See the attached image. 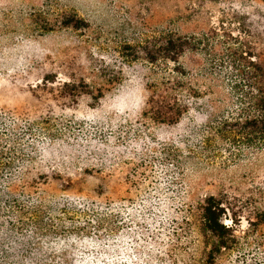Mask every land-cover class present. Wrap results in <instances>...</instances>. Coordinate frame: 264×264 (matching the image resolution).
Masks as SVG:
<instances>
[{
  "label": "rangeland",
  "instance_id": "rangeland-1",
  "mask_svg": "<svg viewBox=\"0 0 264 264\" xmlns=\"http://www.w3.org/2000/svg\"><path fill=\"white\" fill-rule=\"evenodd\" d=\"M226 6L255 9L246 0H0V192L15 185L13 200L42 208L39 223L0 220V235L33 231L47 246L43 264H202L197 202L223 191L239 218L229 211L226 224L248 229L264 152L189 157L192 119L144 116L150 74L166 66L146 56L160 32L189 35ZM240 249L225 264H264V252Z\"/></svg>",
  "mask_w": 264,
  "mask_h": 264
},
{
  "label": "trees",
  "instance_id": "trees-1",
  "mask_svg": "<svg viewBox=\"0 0 264 264\" xmlns=\"http://www.w3.org/2000/svg\"><path fill=\"white\" fill-rule=\"evenodd\" d=\"M246 1L255 6L253 11L226 6L219 11L216 22L189 35L163 29L157 48L147 50L150 62L160 58L166 66L150 74L144 116L162 125L192 119L184 138L189 157L214 159L224 150L232 156H239L248 149L264 152V0ZM65 24L71 25L72 21L68 19ZM170 63L172 67L168 66ZM175 151L173 156L181 159L182 151ZM258 161L254 164L260 169L263 164ZM25 189L23 193L27 192ZM18 195L15 185L0 192V220L7 219L5 222L10 225L13 217L20 218L22 225L28 223L25 219L39 223L42 208L19 204L13 200L19 198ZM249 196L247 202L252 208L246 209L253 218L248 219V229L242 234L225 222L229 211L235 215L234 220L239 219L228 205L226 191L218 196L206 195L197 202L206 246L202 264H225L235 250L247 245L250 251L264 252V182L252 188ZM10 199L13 201L8 204ZM240 212L242 210L238 213L241 217ZM79 215L87 213L82 211ZM235 224L240 222L235 221ZM8 230L0 235V252L7 260L12 264L28 260L30 264H43L45 242L37 244L33 231L14 234L10 228ZM46 236L42 234L44 241ZM107 254H111L109 249L103 253ZM245 255L243 253L247 257ZM251 255L253 257L254 253ZM244 261L250 262L249 259ZM86 264L102 263L95 260Z\"/></svg>",
  "mask_w": 264,
  "mask_h": 264
}]
</instances>
